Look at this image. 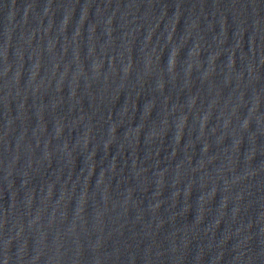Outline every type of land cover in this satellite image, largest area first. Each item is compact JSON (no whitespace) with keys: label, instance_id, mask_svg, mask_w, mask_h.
I'll list each match as a JSON object with an SVG mask.
<instances>
[{"label":"water","instance_id":"obj_1","mask_svg":"<svg viewBox=\"0 0 264 264\" xmlns=\"http://www.w3.org/2000/svg\"><path fill=\"white\" fill-rule=\"evenodd\" d=\"M0 264H264V0H0Z\"/></svg>","mask_w":264,"mask_h":264}]
</instances>
